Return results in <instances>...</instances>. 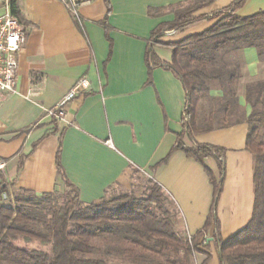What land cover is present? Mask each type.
Listing matches in <instances>:
<instances>
[{
  "label": "crops",
  "instance_id": "crops-1",
  "mask_svg": "<svg viewBox=\"0 0 264 264\" xmlns=\"http://www.w3.org/2000/svg\"><path fill=\"white\" fill-rule=\"evenodd\" d=\"M234 1L108 0L107 38L100 24L107 10L103 0H90L79 8L81 26L62 0H16L26 40L18 55L15 90L0 96V158L7 162L2 175L7 189L38 194L57 189L73 197V190L57 173L55 153L61 140L59 162L81 202H97L111 187L129 181L133 171L141 172L161 186L179 210L175 228L184 226L193 236L204 225L213 187L198 161L181 150L170 153L182 132L187 146L199 143L226 150L215 209L219 236L233 235L229 227L238 214L225 207L219 210L218 202L224 189H254V156L245 148V140L255 102L246 99V87L264 80V60L255 47H242L231 55L229 63L239 69L238 111L231 120L238 122L188 135L182 121L185 90L168 68L171 48L153 45L160 65L152 68L151 83H147L145 52L152 44L151 32L159 24L172 22L176 14L198 4L191 17L205 18L165 32L161 41L176 42L208 29ZM260 11H264V0H244L236 14L246 17ZM83 76L89 86L66 105L64 120L46 115ZM208 96L207 106L197 110L201 124L210 113L215 122L222 118L216 102L222 92L211 89ZM205 163L218 174L213 158ZM253 198L254 192L252 205ZM215 236L213 225L203 232L200 240L205 239L206 245L200 244L194 255L196 264H202L206 256V264H220Z\"/></svg>",
  "mask_w": 264,
  "mask_h": 264
},
{
  "label": "trees",
  "instance_id": "trees-1",
  "mask_svg": "<svg viewBox=\"0 0 264 264\" xmlns=\"http://www.w3.org/2000/svg\"><path fill=\"white\" fill-rule=\"evenodd\" d=\"M103 1L107 10L100 24L107 37L110 6L108 0ZM243 2L235 0L225 8L226 15L211 27L176 42L166 43L160 38L167 31L181 30L205 18L191 17L198 4L176 14L172 22L159 24L151 32L152 44L145 52L147 83H151L152 68L160 65L153 45L170 47L168 68L180 78L186 94L182 121L188 135L238 122L231 120L232 114L238 111L235 82L239 76L238 67L228 61L231 55L242 47H255L264 60V11L238 16L236 9ZM10 10L23 23L16 0H10ZM216 88L222 92L216 99L222 118L215 122L210 113L201 124L197 118V103L202 97L209 99V90ZM246 99L255 102L247 121L249 129L245 140V148L254 156V198L249 220L233 235L226 239L219 236L215 209L222 191L224 148L199 143L187 146L181 132L170 150V153L181 150L198 161L213 187L212 203L204 225L189 240L184 232L175 228L176 212L168 206L165 191L152 179L140 195L123 193L108 198L107 190L97 202H81L60 165L59 140L55 153L57 173L74 195L56 194L57 189L40 194L13 189V206L0 207V264H191L200 251V244L206 245L205 239L200 240L203 232L212 225L216 231L214 241L220 264H264V138L260 137V128L264 127V80L247 85ZM206 158L215 160L217 175L205 163ZM1 192L9 190L0 175ZM35 241L39 247L28 245ZM207 257L202 264H206Z\"/></svg>",
  "mask_w": 264,
  "mask_h": 264
},
{
  "label": "built area",
  "instance_id": "built-area-1",
  "mask_svg": "<svg viewBox=\"0 0 264 264\" xmlns=\"http://www.w3.org/2000/svg\"><path fill=\"white\" fill-rule=\"evenodd\" d=\"M64 6L81 26V16L79 8L90 2V0H62ZM0 96L4 93L13 92L16 86L18 72V55L25 40V28L19 19L11 13L10 0H0ZM89 86L87 77L79 78L70 91L64 95L53 107L46 110V115L63 121L66 113V105L73 100L77 94L82 93ZM185 122L187 119L185 118ZM111 145V143H109ZM6 160L0 158V175L2 176L6 169ZM13 206L12 192L0 193V207ZM187 237L190 240L191 235L186 230Z\"/></svg>",
  "mask_w": 264,
  "mask_h": 264
},
{
  "label": "rangeland",
  "instance_id": "rangeland-1",
  "mask_svg": "<svg viewBox=\"0 0 264 264\" xmlns=\"http://www.w3.org/2000/svg\"><path fill=\"white\" fill-rule=\"evenodd\" d=\"M1 13V11H0ZM207 97H202L197 103V110L200 112L207 106ZM260 137L264 138V127L260 128ZM151 179L147 175L141 172H133L129 181L125 184L119 183L111 187L107 191L106 197H113L123 193H134L135 195H140L141 192L146 189L148 180ZM59 193V190H56V194ZM166 194V192H165ZM168 206L176 212L178 217H181V214L177 208H175L171 197L167 195ZM252 196L253 189H224L222 198L218 202L219 210H222L224 207L228 208L229 213L238 214V217L229 227L233 232H237L241 229L250 217L251 207H252ZM40 226V225H39ZM38 226V228H40ZM179 232H184L187 235L186 229L184 226L179 228ZM190 234V233H189ZM191 235V234H190ZM192 236V235H191ZM30 247H39L38 242H32L28 244ZM203 246V245H201ZM191 264H196L195 259L192 258Z\"/></svg>",
  "mask_w": 264,
  "mask_h": 264
}]
</instances>
